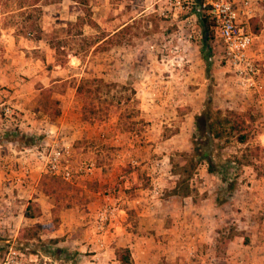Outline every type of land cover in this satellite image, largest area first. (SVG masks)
<instances>
[{
  "label": "rangeland",
  "instance_id": "obj_1",
  "mask_svg": "<svg viewBox=\"0 0 264 264\" xmlns=\"http://www.w3.org/2000/svg\"><path fill=\"white\" fill-rule=\"evenodd\" d=\"M151 2L153 0H87L86 5H72L68 0H42L40 11L32 18L40 31V39L35 40L22 33L25 16L17 9V0H0V104L13 110L10 117H4L0 110V264H102L98 258L104 252L103 264H116L109 261V252L116 250L109 235L102 236L109 239L105 240L104 248H99L98 236L93 231L94 213L105 196L114 199L122 194L132 197L138 184L149 192L158 191L159 199L180 197L183 186L187 185L189 198L193 203H199L203 197L210 196L209 200L216 197L222 177L232 181L235 189L244 172L251 170V174L264 176V147L257 139L263 127L260 111L250 103L255 99L253 95L240 89L226 72L219 59L220 47L214 34L209 36L204 47L200 13L196 27L184 25L177 29L175 22L157 17L150 8ZM250 8L249 30L253 33V27L258 29L254 33L257 37L253 40L251 53L261 65L258 52H264V34H260L261 30L264 32V0H252ZM113 19L116 21L112 24ZM123 23L128 26L126 30L105 40L111 30ZM204 55L210 64L207 72L210 81L206 79ZM73 58L80 64L87 61L86 68L90 65L89 72L81 76L87 79L96 78L92 75L96 63L111 66L114 59L120 64L113 66L121 71L122 82L102 79L108 87L91 85L90 96L74 93L80 114L83 103L88 102L97 110L95 117H101L99 122H109V128L102 131L103 137L97 136L86 145L88 140H77L72 145L75 153L83 154L80 162L94 159L95 169L106 167L99 169L105 182L93 174L78 181L84 185L79 187L74 181L57 178L60 183L58 187L55 185L58 193L55 201V194L47 195L42 185L48 183V176L33 172L26 185L17 186L12 182L14 157L10 156L5 144L15 143L17 139L20 140L16 142L19 148H27L67 138L55 131V119L51 121L39 111L38 88L49 90L50 96L58 102L61 97L70 95L75 78L61 80L80 72L68 68V65L76 64ZM209 84L211 107L243 114L248 124V138L244 144L233 138L221 139L218 141L223 146L220 154L229 163L218 167V174L205 175L206 165L201 162L188 181L179 183L183 178L182 167L192 154L193 118L203 108ZM95 88H99L98 91L95 92ZM157 116L163 120L155 122ZM27 136L33 137L30 145L25 139ZM149 145L159 148L157 152L149 153L144 161L149 162L154 176L145 177L142 173L136 183L121 178L137 167V161L144 160L146 152L139 154L135 150ZM164 155L167 157L162 159ZM160 160H163L162 165ZM5 161L11 164L9 170L3 168ZM166 162L167 168L164 167ZM114 165L123 166V173L117 176ZM27 202L38 204L39 216L22 218L21 211ZM187 202L190 206L189 200ZM169 205L166 213L155 216L154 222L179 221L175 215L177 211ZM53 208L54 212H51ZM123 210L124 215L117 219V224L130 228L138 220L130 207L123 205ZM213 216L215 219L210 221L216 223L220 231L223 228L232 230L236 224L224 206H218ZM53 219L56 221L52 232L42 227L37 231L39 240L18 241L15 246L20 228L45 226ZM230 235L228 232L219 240ZM50 239L55 240L54 245L47 242ZM46 246L60 248L69 255L45 256L41 249ZM222 247L220 242L218 249L222 250Z\"/></svg>",
  "mask_w": 264,
  "mask_h": 264
},
{
  "label": "crops",
  "instance_id": "obj_2",
  "mask_svg": "<svg viewBox=\"0 0 264 264\" xmlns=\"http://www.w3.org/2000/svg\"><path fill=\"white\" fill-rule=\"evenodd\" d=\"M68 2L72 5H77L71 0H68ZM74 21H76V16ZM115 21L116 19H113L111 23L113 24ZM124 25H126V23L116 26V28L111 30L104 38L110 37ZM262 31L263 30L260 31L261 35L264 34ZM261 35L259 37H261ZM253 36L256 38L257 34H253ZM258 56L261 60L262 78L264 81V52H258ZM73 59L76 60V64L73 66L68 65V68L72 72L74 69H79L80 72L73 73L61 80L66 81L75 78V85L70 95L60 98V115L55 119L56 124L53 126L57 134L67 136V138H64L65 141L73 145L75 143L74 141L88 140V142H85L86 145L89 144V141L96 139L97 136H102V131L109 128V122L85 123L81 121L80 107L75 106L76 102L73 96L79 79L82 75H86L89 72L90 65L86 68L87 61L80 64L78 59ZM113 65L120 66L114 59L111 66H106L103 63L98 65L96 63L95 69L93 68L94 74L92 75L104 81L107 78H111L113 81L122 82L121 71L115 69ZM55 82L56 81H53L52 83ZM136 86H138L140 90L139 84ZM134 89L137 93V89ZM250 103L260 111V118L263 122L262 126L264 127V115L261 106L255 99L252 101L250 100ZM154 119L155 122L158 119L163 120L162 117L158 118V116ZM262 126L260 125V128ZM262 128L260 129L257 139L260 146L264 147V141H261V139L264 140ZM158 149V146L153 147L151 145L138 147L135 151L139 152V154L141 151L146 152L143 157L144 160L137 161V167L134 168L132 166L133 170L127 175L121 176V178L124 177L126 181L133 180L134 183H136V178L140 177L142 173H144L145 177L152 176V167H150L148 161L147 163H144V161L147 160L149 153L157 152ZM92 150H94V147ZM94 152L97 153V150H94ZM82 156L83 154L74 152L73 159L80 162ZM166 157L167 155H164L162 159ZM92 161L95 160L92 159ZM162 161L160 160V165H162ZM122 167L113 166V168L116 169L117 176L123 173ZM164 167H168L167 162ZM103 168L106 169L105 166L95 169V178L97 176L100 177L99 169ZM203 171L205 175H208L206 170L203 169ZM33 172L37 173L35 170ZM100 178L105 182L102 177ZM78 181H82V179L75 180L73 183L76 186L84 187V185L78 183ZM237 183L239 185L233 190L229 201L223 205L215 204L214 198L209 200L210 196L201 198L199 203H193L189 196H171L159 199L157 198L158 193L155 194L154 191L149 192L148 190H144L136 184L137 186L133 189L134 196L125 197V195L122 194L120 198L113 199L116 200L121 210L117 219L124 215V205L130 207L134 211L138 221L129 228V226H119L116 219L105 235H109L113 243V249L121 248L128 250L130 264H264V176L251 174V170H249L247 173H243ZM170 198L178 200H169ZM119 199L123 200L118 202ZM187 200H189L190 206H187ZM181 203H183V206ZM169 204L177 211L175 215H177L176 218L179 217V221L177 220L168 224L154 222L155 216L166 211ZM218 206H224V208L228 209L229 217L236 223L232 229L234 233H231L232 230L229 228H223L222 236L228 232H230L231 235L222 250L218 249L219 233L221 232L219 226L210 221V219H215L213 215L217 212ZM206 214H208L206 217L207 222L205 221ZM189 215L191 216V220L189 219ZM210 216L213 218H210ZM103 238L105 239L103 240ZM103 238L102 248H104L107 242L105 240L109 239L105 236ZM189 249L193 252L192 257L188 256ZM105 254L106 252L102 253V256L98 258L99 262L102 264L104 263L103 255ZM108 255L110 262L119 264L115 260L113 252H109Z\"/></svg>",
  "mask_w": 264,
  "mask_h": 264
},
{
  "label": "built area",
  "instance_id": "obj_3",
  "mask_svg": "<svg viewBox=\"0 0 264 264\" xmlns=\"http://www.w3.org/2000/svg\"><path fill=\"white\" fill-rule=\"evenodd\" d=\"M251 2L252 0H153L150 8L157 17L175 22L177 29L184 25L196 27L199 13L207 18L209 28L220 47L219 59L226 67V72L240 89L253 95L264 115L262 65L258 64L251 53L254 40L248 25L252 17ZM187 36L190 37V34ZM0 110L4 117H10L13 113L12 108L4 104H0ZM103 136L102 134L100 137ZM262 136L264 137V127ZM5 147L10 156L14 157L15 170L11 173V179L17 186L26 185L34 170L38 174L69 182L90 178L95 171L94 161L77 162L73 159V146L63 138L27 148H19L14 142H7ZM2 165L4 169L11 168L9 161ZM154 193L157 194L158 191ZM120 212L116 200L105 196L94 213L93 231L98 236L96 243L99 248H102V236L111 228ZM188 256H193L191 249Z\"/></svg>",
  "mask_w": 264,
  "mask_h": 264
},
{
  "label": "trees",
  "instance_id": "obj_4",
  "mask_svg": "<svg viewBox=\"0 0 264 264\" xmlns=\"http://www.w3.org/2000/svg\"><path fill=\"white\" fill-rule=\"evenodd\" d=\"M76 4H87V0H71ZM197 2L200 0H196ZM42 0H17V9L21 10V14L25 16L22 24V33L31 35L33 39L39 40L40 39V31L37 27V24L33 18V15L40 11V5ZM251 20V19H250ZM248 21L251 23V21ZM199 25L202 31V44L205 47L206 42L209 39V36L212 35V30L209 29V23L207 18L199 16ZM128 28L127 25H124L122 28L114 32L110 37H116L121 31L126 30ZM257 28L253 27V34L257 33ZM106 38L105 40H107ZM203 60L205 61V72H206V79L210 81V76L208 75V68L209 63L206 58V55L203 56ZM96 85V86H104L106 87L109 84H105L101 78H81L76 86L75 94L81 95L82 93L91 95V91L89 86ZM108 87V86H107ZM39 89V111L43 114L47 115V117L52 121L56 119L60 115V107L59 102L57 99L52 98L50 96V91L45 90V88L40 87ZM99 88H95L94 91H98ZM202 110L198 115H195L193 118L194 122V129L193 133L190 138L191 143V150L192 154L189 160L186 161V164L182 167L181 174L183 178L180 180L179 183H184L188 181L190 176L192 175L193 170L195 167L203 162L206 165V172L209 174H218L219 171L217 170L218 167L222 165L228 164L229 161L224 160V156L220 154V150L223 146L218 143L221 139H228L233 138L235 142L239 144H244L247 141L248 134H247V120L243 114L236 113L232 110H219L213 109L211 107V85H208L206 98L202 106ZM97 115V110L90 105V103H83V110L81 112L80 119L82 122L85 123H92L94 121H101V117H95ZM29 140L28 145L31 144L33 141V137L27 136ZM14 142V141H9ZM20 142V140L15 139V143ZM48 183L42 184L43 188H45V193L47 195L55 194V201L58 199L57 188L59 183L57 178L54 177H47ZM222 186L219 190V193L214 198V202L217 205H223L227 203L231 197V194L234 190V183L230 181L226 177L221 178ZM56 185V186H55ZM62 189H59L61 191ZM57 193V194H56ZM57 195V196H56ZM180 197H188L190 196V192L187 188V185L183 186L182 193L179 194ZM69 207V206H66ZM51 212H54V208L51 209ZM40 209L38 204L34 202H27L25 208L22 211V217L24 219H34L35 217L39 216ZM56 219L51 220L49 223L45 224V226H29L20 228L17 231L16 236V243L15 246L18 245V241H30V240H39L37 236V231L42 227H47V232H52L54 230L53 222ZM220 237L222 238V230L219 233ZM230 236L225 237L220 242L223 246L227 243ZM50 244H55V240L50 239L47 240ZM219 242V244H220ZM223 249V247H222ZM41 252L45 256H50L53 254H64L68 256V253H65L60 248H50V246H46L45 248L41 249ZM115 260L119 264H130V256L127 249H116L113 252Z\"/></svg>",
  "mask_w": 264,
  "mask_h": 264
}]
</instances>
